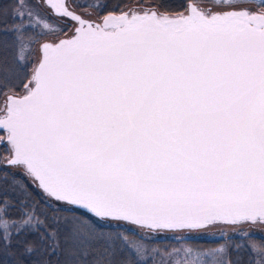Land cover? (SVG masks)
Returning <instances> with one entry per match:
<instances>
[{
	"label": "snow or ice",
	"instance_id": "1",
	"mask_svg": "<svg viewBox=\"0 0 264 264\" xmlns=\"http://www.w3.org/2000/svg\"><path fill=\"white\" fill-rule=\"evenodd\" d=\"M161 7L148 0L102 23L68 0L0 8L21 21L5 29L18 41L41 25L34 35L51 37L26 94L0 85V165L23 168L49 199L144 229L264 223V0H193L175 16ZM54 18L74 25L70 38ZM60 223L27 195L0 199L6 247L39 233L64 264H124L103 233L73 218L62 236Z\"/></svg>",
	"mask_w": 264,
	"mask_h": 264
},
{
	"label": "trees",
	"instance_id": "2",
	"mask_svg": "<svg viewBox=\"0 0 264 264\" xmlns=\"http://www.w3.org/2000/svg\"><path fill=\"white\" fill-rule=\"evenodd\" d=\"M133 0H71L72 4L78 8L94 9L99 14L109 11H119L123 6ZM192 0H159L160 8L168 13H178L184 10V6ZM30 3L36 4L34 0ZM88 3L97 4L98 7H87ZM13 0H0V8L11 10ZM79 5V6H76ZM42 13L46 12L43 8ZM27 23V18H25ZM21 23L20 20L0 18V85L7 82L14 86L13 90H19L28 79L30 69V53L34 43L45 36L34 35L42 31V25L35 29L25 30L23 41H18V33L6 31L13 24ZM55 23V20L51 21ZM49 31V30H44ZM33 36L32 40L27 37ZM22 56V59H18ZM2 90V89H0ZM2 131L0 130V134ZM4 144H0V156L4 155ZM7 173V178H4ZM25 186L24 191L20 186ZM29 197L37 204V212L49 218L58 216L60 218L61 235L65 231L67 222L73 218L83 221L88 229L96 233H103L104 239L113 244L117 250L116 259L123 260L124 264H190L191 260L197 261L201 258L203 264L219 258L224 262L232 261L233 264H257L258 261L264 263V235L250 233L243 236L233 234L226 237H146L139 234L134 229L120 224L101 223L91 214L60 205H54L45 200L35 187L27 181L21 173L14 172L0 165V199H7L15 202ZM15 209L10 210V215L15 216ZM14 231V229H13ZM127 238L126 240L124 238ZM23 241L33 242L34 250L31 253L25 251ZM257 246V251H253L251 245ZM237 245L242 247L237 248ZM63 247V242L61 244ZM225 246V252H212ZM204 254V255H201ZM63 254H51V249L47 248L46 242L41 243L39 233H21L14 235L9 246L0 243V264H64Z\"/></svg>",
	"mask_w": 264,
	"mask_h": 264
},
{
	"label": "rangeland",
	"instance_id": "3",
	"mask_svg": "<svg viewBox=\"0 0 264 264\" xmlns=\"http://www.w3.org/2000/svg\"><path fill=\"white\" fill-rule=\"evenodd\" d=\"M36 2V0H34ZM69 4L74 6L71 2V0H68ZM193 2V0H192ZM197 3H207V0H195ZM137 3L141 4H146L148 3V0H133L132 2L126 4L123 6L119 12L126 10L128 7H131ZM44 9V8H43ZM47 12V9H44ZM161 10V9H160ZM75 11L78 13H91V15H86L84 18L87 20H93V21H99L101 20L103 14L97 13L94 9L88 10L87 8H78L75 7ZM163 11V10H161ZM183 12V11H182ZM169 15H173V13H169ZM55 20V25L63 26L65 23L67 24V27L63 28V32L60 33V37H65V33H67V37L72 34L71 29L74 27V25L71 22L63 21L59 18H54ZM50 31V30H49ZM50 39V36H45L42 39ZM39 39L37 40L30 53V69H29V74H28V80H30V77L33 74V70L36 67L39 59H40V51H39V41L42 40ZM26 80L25 82H27ZM25 84V83H24ZM15 93H24V86L19 89V90H14ZM0 137H5L6 138V132L2 130V133L0 134ZM9 170L14 171V172H19L22 174V176L29 181L35 189L41 194V196L47 200L48 202L54 204V205H60V206H65V207H71L75 209H79L82 211H85L89 214H91L93 217H95L98 221L101 223H108V224H120V225H125L127 227H130L137 231L139 234L142 236L146 237H174V238H180V237H208V238H217V237H226L229 235L233 234H240L243 235V233H258L264 235V223L257 222L255 224L251 222L244 223L240 226H234V225H229L226 223L222 222H217L214 225H207L204 226L200 229H165V230H151V229H144L141 228L140 226L130 222V221H123V220H117L113 218H98L94 216L90 211L87 209L81 207V206H76V205H70L66 202H60L56 201L55 199H49L47 198L42 191L36 187V185L32 182V180L24 174L23 168H15V167H7ZM221 259L216 258L215 260L211 261L209 264H220ZM190 264H203V261L201 258H198L197 261L191 260ZM264 264V263H262Z\"/></svg>",
	"mask_w": 264,
	"mask_h": 264
},
{
	"label": "flooded vegetation",
	"instance_id": "4",
	"mask_svg": "<svg viewBox=\"0 0 264 264\" xmlns=\"http://www.w3.org/2000/svg\"><path fill=\"white\" fill-rule=\"evenodd\" d=\"M182 11H184V10H182ZM182 11H181V12H182ZM114 12H115L116 14H120V13H121V12H119V11H114ZM178 13H180V12H178ZM178 13H173V15H176V14H178ZM170 16H172V15H170ZM102 18H103V16H102ZM102 18H101L100 22H99V21H96V20H95V22H96V23H102ZM71 35H72V34H70V35L68 36V38H70ZM60 38H61V37H60ZM39 61H40V59H39ZM39 61H38V62H39ZM27 80H28V79H27ZM28 81H29V80H28ZM28 81H27V82H28ZM32 86H34V84H33ZM17 94H19V95H24V94H26V93L24 92V93H17ZM0 130L2 131L3 129H0ZM3 131H5V130H3ZM5 132H6V131H5Z\"/></svg>",
	"mask_w": 264,
	"mask_h": 264
},
{
	"label": "water",
	"instance_id": "5",
	"mask_svg": "<svg viewBox=\"0 0 264 264\" xmlns=\"http://www.w3.org/2000/svg\"><path fill=\"white\" fill-rule=\"evenodd\" d=\"M190 2H192V1H189L188 3H190ZM77 12V11H76ZM109 13H114V14H116L114 11H109V12H106V13H104V15H103V17L105 16V15H107V14H109ZM117 15H119V14H117ZM172 16H175V15H172ZM103 19V18H102ZM61 38H66V37H61ZM68 38V37H67ZM40 62V61H39ZM39 62L37 63V65L39 64ZM36 65V66H37ZM25 83H27V82H25ZM34 87V86H33Z\"/></svg>",
	"mask_w": 264,
	"mask_h": 264
}]
</instances>
